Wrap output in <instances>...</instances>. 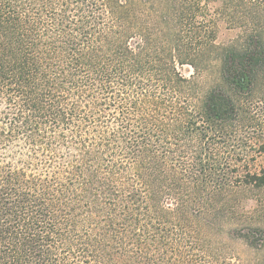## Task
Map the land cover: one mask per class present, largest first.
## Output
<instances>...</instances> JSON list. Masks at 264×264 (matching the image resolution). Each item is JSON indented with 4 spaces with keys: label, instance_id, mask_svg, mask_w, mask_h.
<instances>
[{
    "label": "trees",
    "instance_id": "obj_1",
    "mask_svg": "<svg viewBox=\"0 0 264 264\" xmlns=\"http://www.w3.org/2000/svg\"><path fill=\"white\" fill-rule=\"evenodd\" d=\"M257 101L264 0H0V264L213 261Z\"/></svg>",
    "mask_w": 264,
    "mask_h": 264
},
{
    "label": "rangeland",
    "instance_id": "obj_2",
    "mask_svg": "<svg viewBox=\"0 0 264 264\" xmlns=\"http://www.w3.org/2000/svg\"><path fill=\"white\" fill-rule=\"evenodd\" d=\"M215 6L211 4L212 12ZM216 30L217 43L222 45L231 44L239 34L220 19H216ZM181 72L189 77L193 70L185 66ZM256 105L264 107V102L257 101ZM254 114L259 120L264 118V113L254 111ZM203 127L208 129L206 125ZM218 141L222 146V162H229L231 170L235 169L229 174L232 187L223 197L230 200L229 212L220 213L215 228L209 230L213 253L207 255L213 261L206 260V264H264V186L244 181L247 172L264 173V131L256 126L238 125Z\"/></svg>",
    "mask_w": 264,
    "mask_h": 264
}]
</instances>
